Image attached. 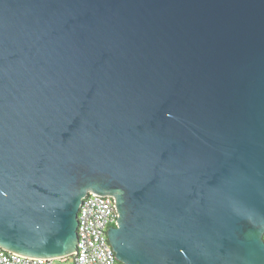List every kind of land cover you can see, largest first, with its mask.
Listing matches in <instances>:
<instances>
[{"label": "water", "instance_id": "water-1", "mask_svg": "<svg viewBox=\"0 0 264 264\" xmlns=\"http://www.w3.org/2000/svg\"><path fill=\"white\" fill-rule=\"evenodd\" d=\"M90 191L125 264H264V0H0V246Z\"/></svg>", "mask_w": 264, "mask_h": 264}, {"label": "built area", "instance_id": "built-area-1", "mask_svg": "<svg viewBox=\"0 0 264 264\" xmlns=\"http://www.w3.org/2000/svg\"><path fill=\"white\" fill-rule=\"evenodd\" d=\"M118 216L114 196L90 191L83 198L78 211L77 250L71 255L74 264H125L116 258L107 233L109 226L117 224ZM54 259L23 255L0 246V264H52Z\"/></svg>", "mask_w": 264, "mask_h": 264}, {"label": "rangeland", "instance_id": "rangeland-1", "mask_svg": "<svg viewBox=\"0 0 264 264\" xmlns=\"http://www.w3.org/2000/svg\"><path fill=\"white\" fill-rule=\"evenodd\" d=\"M52 264H74V258L67 256L66 258H55Z\"/></svg>", "mask_w": 264, "mask_h": 264}]
</instances>
